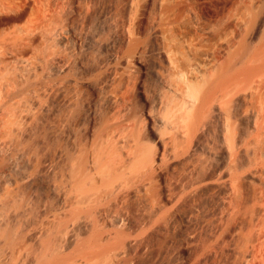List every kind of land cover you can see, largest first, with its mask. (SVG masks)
Wrapping results in <instances>:
<instances>
[{
    "label": "bare ground",
    "instance_id": "6f19581e",
    "mask_svg": "<svg viewBox=\"0 0 264 264\" xmlns=\"http://www.w3.org/2000/svg\"><path fill=\"white\" fill-rule=\"evenodd\" d=\"M27 1L0 0V264H264V0Z\"/></svg>",
    "mask_w": 264,
    "mask_h": 264
},
{
    "label": "rangeland",
    "instance_id": "374dc122",
    "mask_svg": "<svg viewBox=\"0 0 264 264\" xmlns=\"http://www.w3.org/2000/svg\"><path fill=\"white\" fill-rule=\"evenodd\" d=\"M13 1H15V0H13ZM26 0H16V2L18 3V5L19 6H22V5H24ZM30 3H29V2ZM27 1V3H29V5H31L33 8H36L37 9V6L39 7L40 5H41V0H28ZM196 0H194V2H195ZM225 2V0H210V1H208V6L210 7V10L212 11H214L215 9H219V8H221V7H223L222 5H224L226 2H227V0H226V2ZM24 3V4H23ZM196 3V2H195ZM194 3V4H195ZM198 3V2H197ZM224 3V4H223ZM196 5H198V4H196ZM30 6V7H31ZM33 10V9H32ZM35 10V9H34ZM33 10V11H34ZM217 37V35H212V36H210V38H209V41L210 42H212V41H214V39ZM228 252V251H227ZM229 253H226V255H228ZM166 259V258H165ZM167 260V259H166ZM166 260H162L161 262H159V263H157V264H165V262L164 261H166ZM151 262V261H150Z\"/></svg>",
    "mask_w": 264,
    "mask_h": 264
}]
</instances>
